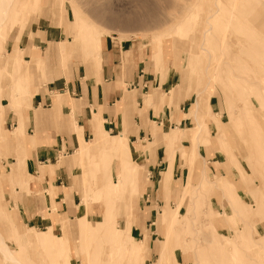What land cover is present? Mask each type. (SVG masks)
Here are the masks:
<instances>
[{
	"label": "rangeland",
	"instance_id": "374dc122",
	"mask_svg": "<svg viewBox=\"0 0 264 264\" xmlns=\"http://www.w3.org/2000/svg\"><path fill=\"white\" fill-rule=\"evenodd\" d=\"M0 4V264H264V0ZM106 39L147 77L149 133L119 152L104 121L55 187L6 137L31 88L96 76Z\"/></svg>",
	"mask_w": 264,
	"mask_h": 264
},
{
	"label": "crops",
	"instance_id": "0c3cea01",
	"mask_svg": "<svg viewBox=\"0 0 264 264\" xmlns=\"http://www.w3.org/2000/svg\"><path fill=\"white\" fill-rule=\"evenodd\" d=\"M48 34L49 32H46V37H49ZM59 44H63V41ZM49 49L47 53L50 54L57 51L55 48ZM97 61L99 63L96 76L92 74L85 81H81V77L76 76L68 80L53 78L47 82L46 91L36 93L37 88H31L32 91L28 93L25 104L29 108L27 117L23 118V122L22 119L19 122L14 120L12 123L14 127L6 137L10 142L20 143L24 129L28 137L27 144L34 147L26 163L32 171L35 170L37 163L49 167L45 169V173L48 175V171L53 172L49 177L52 178L55 187L71 186L75 171L68 160L57 166L60 156L66 157V154L76 152L86 140L107 132L103 126L104 121L110 132L118 133L108 134L110 137L124 133L127 141L128 139L136 141V139L142 140L143 136L149 133L148 119L145 115L135 111L130 116L129 111L133 103L136 104L137 110H141L142 93L147 86V77L138 70L139 60L136 61L135 58L131 60L127 57L124 61L117 42L106 39ZM12 71L16 75L13 82L15 84L18 76L17 72L13 69ZM65 89L73 96L68 97ZM56 91L57 93L52 97L51 93ZM57 96L60 98L58 104L54 102ZM149 100L153 104V98L147 99L146 95L144 98L146 106ZM100 123L102 127L97 126ZM19 162L24 164L23 157ZM151 164L148 167L153 170ZM17 169H13L15 175ZM49 177H45L43 186L49 185L47 181Z\"/></svg>",
	"mask_w": 264,
	"mask_h": 264
},
{
	"label": "bare ground",
	"instance_id": "6f19581e",
	"mask_svg": "<svg viewBox=\"0 0 264 264\" xmlns=\"http://www.w3.org/2000/svg\"><path fill=\"white\" fill-rule=\"evenodd\" d=\"M12 1V0H11ZM9 2V1H8ZM4 3H2V5H3ZM1 5V4H0ZM1 5V6H2ZM3 9V8H2ZM7 11V10H6ZM6 11H5V13H6ZM2 12V11H1ZM1 14V13H0ZM6 15V14H5ZM1 16H2V14H1ZM2 18V17H1ZM4 18V17H3ZM56 97V96H55ZM59 101H60V98H58V96H57V99H55V103L56 104H58L59 103ZM92 126H93V124H92ZM93 127H95V126H93ZM94 129V128H93ZM123 134L124 133H120V135H119V137L120 138H118V139H116V140H112L111 142H109V146H110V148H113V149H115V150H118L119 152H121V150H122V148H123V144L124 143H126L127 142V138L125 137V139H124V137H123ZM260 136V135H259ZM259 136H256V138L258 139V137ZM116 137V136H115ZM262 141H264V140H262ZM262 141H261V144H262ZM83 144V143H82ZM81 144V145H82ZM93 144V143H92ZM127 144V143H126ZM264 144V143H263ZM80 145V146H81ZM91 145V144H90ZM89 145V146H90ZM128 145V144H127ZM85 146H86V144H85ZM125 147V146H124ZM85 148V147H84ZM81 149H83L82 147H81ZM88 149V148H87ZM125 149H126V147H125ZM129 149V148H128ZM82 151V150H81ZM127 152H129V150L127 151ZM83 153V152H82ZM79 154L81 155V153H80V151H79ZM79 155V156H80ZM126 155H128V154H126ZM227 166V165H226ZM244 179V178H243ZM241 180H242V178H241ZM224 186V185H223ZM226 186V185H225ZM227 187H228V185H227ZM231 187V186H230ZM225 188V187H224ZM229 188V187H228ZM232 189V188H231ZM230 190V189H229ZM55 192H56V190H55ZM229 192V191H228ZM228 192H226L227 194H230V193H228ZM237 193V192H236ZM56 194H57V192H56ZM213 194V193H212ZM235 194V193H234ZM236 195V194H235ZM237 196V195H236ZM239 203H240V201H239ZM238 207V206H237ZM240 207V206H239ZM241 209H243V207H240ZM240 208H238V209H240ZM240 211V210H239ZM238 212V211H237ZM241 231V230H240ZM239 232V231H238ZM241 233V232H240ZM241 236V235H240ZM171 242V241H170ZM181 242V241H180ZM190 244H191V242H189ZM175 248V247H174ZM1 250V249H0ZM1 251H3L4 253L6 252V254H5V257L6 258H9L10 260L12 259L13 260V262L15 263V261H14V258L12 257H10V253L5 249V250H1ZM18 263V262H17ZM19 264V263H18ZM178 264V263H177ZM180 264V263H179Z\"/></svg>",
	"mask_w": 264,
	"mask_h": 264
}]
</instances>
